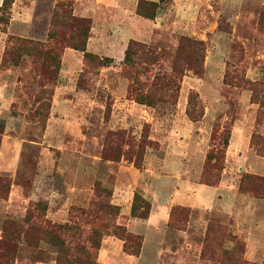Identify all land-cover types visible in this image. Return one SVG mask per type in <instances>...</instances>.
<instances>
[{
	"label": "rangeland",
	"instance_id": "rangeland-1",
	"mask_svg": "<svg viewBox=\"0 0 264 264\" xmlns=\"http://www.w3.org/2000/svg\"><path fill=\"white\" fill-rule=\"evenodd\" d=\"M94 1L13 0L0 8V264H67L59 239L69 256L85 250L95 257L91 245L100 238V264H151L148 256L157 264H264L257 237L244 233L246 223L264 217V206L241 222L245 236L218 198V206L174 209L148 231L139 259L112 235L119 223L130 234L126 247L137 240L142 246L144 236L126 226L134 194L142 197L136 210L148 202L150 214L152 203L168 197L177 171L213 186L238 184L242 173L263 175L264 157L260 166L253 157L263 155L256 136L264 135V0H145L141 11L153 18L131 8L138 0ZM66 2L73 11L90 8L78 17L91 21L86 49L94 55L65 47L84 40L65 18ZM251 91L258 111L249 126L240 125ZM187 108L207 115L205 128ZM233 125L235 150L206 163ZM248 127L254 154L246 158L239 129ZM199 187L215 198V187Z\"/></svg>",
	"mask_w": 264,
	"mask_h": 264
},
{
	"label": "crops",
	"instance_id": "crops-1",
	"mask_svg": "<svg viewBox=\"0 0 264 264\" xmlns=\"http://www.w3.org/2000/svg\"><path fill=\"white\" fill-rule=\"evenodd\" d=\"M74 1L77 4L86 5L88 2H92L93 0H74ZM1 2H2V0H0V3ZM95 3L97 5L102 4V3L107 4V5L108 4H115L114 0H95L94 4ZM84 5H83V7H84ZM98 6H101V5H98ZM122 7L124 8V6H122ZM133 7H135V5L132 1L131 2V8H133ZM78 9H80V7ZM78 9L75 8V10L73 11L74 15L88 16L86 10H88V9L90 10L89 7H86L83 12H81V10H78ZM78 11H80V12H78ZM119 17H120V15H119ZM246 96L247 95H245V101H243V102L245 105V109L247 110V114H245V116L243 117V122L241 121L239 124L240 125L245 124L246 126L247 125L249 126L248 122L255 120V114H257L258 106L255 103L249 102L250 101L249 100L250 93H248L247 97ZM249 108H251V110H249ZM249 111L254 112V117L249 114ZM206 117H207V115L204 114L201 120L195 121L194 123H201L203 128H205L207 125ZM209 119L211 120V118H209ZM187 120H188V124H190L189 121L192 122L189 119H187ZM210 120H207V121L209 122ZM212 121H213V118H212ZM247 129L243 128V131H241V129H239L240 134L242 132L241 136L244 135V137H245V140H244L245 141V143H244L245 148H243V150H244V156L246 158H248V156L250 157L251 153L254 154L252 149L249 147V144H248L249 143L248 132L250 131L249 130L250 128L248 127ZM236 132H237V126L233 125V128L231 129V134L229 137L228 145H227L226 150H225V159L228 156V153L230 150H233V151L235 150L233 143H235ZM163 137H164L163 142L165 143L166 142L165 136H163ZM181 140L183 143L186 142L185 138H183ZM180 146H182V145H179L177 151L179 149H181ZM239 150H241V149H238L236 152L237 153L240 152ZM169 151L170 150L167 148L166 154H165V159L162 161L163 163L161 162L162 164L160 166V171H162V173L165 171L164 168H167V166H168V161H166V160L171 158V154H169ZM182 151L184 152L183 148H182ZM262 157H264V153L261 156H257L254 154L253 162L256 166H260L261 164H263L261 161ZM247 166H248L247 169L250 170V163L247 162ZM259 171H261V170H259ZM151 172L153 173L152 170H151ZM261 172L262 173H259V174L264 175V170H262ZM179 173H181V172L177 171L176 175L173 173L170 175V176H174L173 178H174V180H176L174 186L171 189V192L168 193V197L166 198V200L164 199L160 204L156 205V204L152 203V206H151L152 210L146 219H139V218H135V217H131V216H129L127 218V220H126L127 229L132 231V232L142 234L144 236V239H143V244L141 246V251H140L139 255H132V254H128L125 252L126 254H128L130 256H136L137 259L144 257L143 256V250H144V246L147 242L148 231L153 232V230H155V232H156L158 230L157 228L160 227L162 223L167 222V220L169 218L168 208L172 204H180L183 206L191 207L192 209H194L195 206L207 208L209 206H211V207L212 206H218L219 204L215 205V203H216L215 200H217V198H218V203H221V205L225 204V208H227L230 211L231 215L234 217L233 222H234V226L237 229V232H239L240 235H242V234L244 235V233H249L252 235V237H257V239H255L254 241L258 245H260L262 247V249H264V217L263 216L260 218L255 217V219H253L254 221L253 222L251 221L252 223L251 222L246 223L247 218H249V220H250V217H252V215H251L252 212L256 213L257 211H260V207L264 206V197L263 198L256 197L258 200H260V204H258V203L251 204L250 200L248 199L251 195H248V194L240 195L237 192L238 190H237V183L236 182L229 186L226 183H223V180H221L220 184L218 183L217 185L212 186V187H215V189L217 190V192L214 194L215 198L212 200V198H205L204 197V195H206V194L201 189V187H199V185L202 183L198 182L197 180H193L192 179L193 176H191L190 178L188 176L187 177H183V176L181 177V176H179ZM199 173L200 172L198 170L197 175H199ZM197 175H195V178H197ZM202 185H206V184H202ZM207 186H211V185H207ZM219 195H224L223 199L221 197H219ZM253 197H255V196H253ZM156 206H157V208H156ZM248 207H250V208H248ZM241 222L243 224L246 223L245 226L248 227L246 232H244L243 230H240L238 228L241 225ZM158 225H160V226H158ZM259 237H261V238H259ZM258 238L261 240L258 241ZM102 250L103 249H100L99 256L102 254ZM106 256L109 258V257H112L113 255H111V253H109V250H108V253ZM146 260H148V261L151 260V264H157L156 258H154L153 256H150V257L148 256L146 258Z\"/></svg>",
	"mask_w": 264,
	"mask_h": 264
},
{
	"label": "trees",
	"instance_id": "trees-1",
	"mask_svg": "<svg viewBox=\"0 0 264 264\" xmlns=\"http://www.w3.org/2000/svg\"><path fill=\"white\" fill-rule=\"evenodd\" d=\"M144 1L145 0H138L137 1L136 6H135L136 13H138L139 15H141L145 18H153V17H151V15L149 16L147 14L142 13L141 5H142V3H144ZM12 2H13V0H2L0 8L4 9L8 6H11ZM66 5H67L68 9L67 10L63 9L64 13L67 15V16H65V18L68 20L69 23H71V25L73 26L74 29H79L80 32H82V34H80V36H81V38H84V40L80 39V41L69 42L68 45H66L65 47H70L72 49L81 51L83 53V58L94 55V53H91V52L87 51V49H86V43H87V39L89 37L90 28H91L90 19L87 17H78V16L74 15L70 3L66 2L65 6ZM133 44H135V43L130 42L128 44V46L125 50V58L127 57V54L130 51ZM181 44H182V41L180 42V44L178 46L179 52L177 49V53H180V49H182ZM189 47L191 49H194V46L190 45ZM178 55L179 54H176L175 58H177ZM51 59L54 60V62L56 64L55 70L58 71L59 66H60V62H61L60 58H58V55L56 54L53 57H51ZM252 94L253 93L251 91V98H250L251 102L257 103L258 102L257 99L256 98L254 99ZM196 96H198V95L196 94ZM138 100H140V101H138L139 103H143L142 98H139ZM258 104L260 107H264L261 102H258ZM186 114L189 116V118L191 120L196 121L202 117L203 111L200 112V114L198 116H194L193 111H191L187 108ZM254 135L255 134H253L251 136L250 144H252L251 142H252V138H254ZM229 137H230V130H228L224 134V136L221 138V148L220 149H217L214 152H212V151L207 152L206 158H205L206 163H208L210 160H214L215 162H219V161L225 159V150H226V147L228 145ZM256 137L259 139V148H257L256 151L258 152L259 155H261L264 152V135H263V137H261V135L256 136ZM221 169H223V168H221ZM200 183L206 184V185H211V186L214 185L213 182H210V181H204V182H200ZM237 190L239 192L251 193L255 197L263 198L264 197V175H256V174H252V173H242L240 175L239 180H238ZM138 196L139 195L137 193L134 194L133 203H132L131 208H130V215L132 217H135V218L146 219L149 215L150 204L148 202H146L145 203V205H146L145 209L146 210L137 211L136 207L134 205V202L136 199L142 198V197H138ZM112 208H115L116 212L119 211V207L117 205H113ZM174 209L184 210L185 207L182 205H179V204L173 205L170 208L169 219L171 218V215H172V212ZM58 228L63 229V230L66 229L63 225L58 226ZM112 235L116 236L117 238H119L123 241V250L125 252L132 254V255H138L139 254L140 248H141V242L139 240L135 241L136 244L134 247L133 246H130L131 248L126 247L127 236L130 234L124 226H122L119 223L118 224L115 223ZM138 236L139 235H136V237H138ZM140 238H142V237H140ZM58 242H60V247H61V249H59V256L67 264H100L96 259H97L98 250L100 249V245H101V238L97 241H94V243L91 245L96 250L95 257H94V255H91L89 252L82 250L83 247H79L77 249L78 251L82 250V252H84L82 256H79V255L69 256L67 253L69 248H67L65 246L64 241H61L59 239Z\"/></svg>",
	"mask_w": 264,
	"mask_h": 264
}]
</instances>
